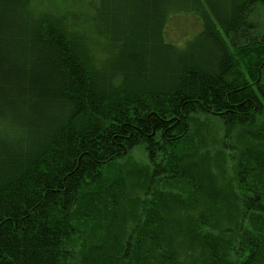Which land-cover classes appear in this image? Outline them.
Listing matches in <instances>:
<instances>
[{
    "label": "trees",
    "instance_id": "obj_1",
    "mask_svg": "<svg viewBox=\"0 0 264 264\" xmlns=\"http://www.w3.org/2000/svg\"><path fill=\"white\" fill-rule=\"evenodd\" d=\"M0 264H264V0H0Z\"/></svg>",
    "mask_w": 264,
    "mask_h": 264
},
{
    "label": "rangeland",
    "instance_id": "obj_2",
    "mask_svg": "<svg viewBox=\"0 0 264 264\" xmlns=\"http://www.w3.org/2000/svg\"><path fill=\"white\" fill-rule=\"evenodd\" d=\"M218 136L220 137V132H217L215 135H212V136L206 135L203 137L206 139L205 143L207 144V146L210 149H212L210 139L218 138ZM189 145H190V143H189ZM195 145H197V143H195ZM212 151H213V149H212ZM107 170H108V168H107ZM109 170L111 171L112 175H114L115 177H118L119 175L124 174L128 171L133 172V174H132L133 179L131 178V182H133V183H129V184H131L132 192H135L138 196H141L140 194L142 192L141 191L142 187H144L145 182H147L150 174L152 173L153 166L149 163L143 147H137L128 156H126L120 160L115 161ZM158 184H159L158 181H156V182L154 181L152 185H158ZM170 186H171V184H170ZM156 188H158V190L163 189L165 192H168L171 195H177L178 194L177 191H175V189L168 190V188H167V190H165V186L160 187V185H158ZM147 198H148L147 199V205L151 206L150 198L149 197H147Z\"/></svg>",
    "mask_w": 264,
    "mask_h": 264
}]
</instances>
